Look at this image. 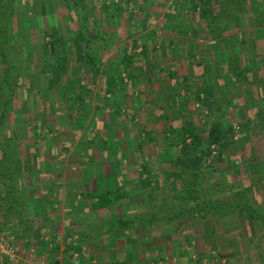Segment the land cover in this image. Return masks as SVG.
<instances>
[{"label": "crops", "instance_id": "0c3cea01", "mask_svg": "<svg viewBox=\"0 0 264 264\" xmlns=\"http://www.w3.org/2000/svg\"><path fill=\"white\" fill-rule=\"evenodd\" d=\"M134 2L144 16H134L130 24L142 22L148 29L141 48L130 35V24L118 26L115 11L91 7L102 18L92 49L83 44L98 61L95 78L84 75V89L77 87L87 92L85 111L78 114L71 110L74 103L65 101L63 90L74 88L73 78L68 81L70 68L60 81L52 74L50 110L42 104L36 111L51 114L44 124L59 131L58 138L25 135L26 120L19 111L24 103L33 106L31 98L37 104L41 89L35 88V75L28 90L24 79L18 82L17 113H9L5 123L16 132L0 137V235L7 232L14 238L17 260L0 255V264H193L185 248L190 239L183 241L170 229L122 230L119 221L142 211L144 193L170 170L164 162L166 148L175 140L171 127L194 123L186 117L191 101L187 95L225 87L233 76V62L241 63L238 76L245 72L249 25L243 32L239 23L235 31L240 37L229 36L233 32L215 37L213 22L202 20L200 9L194 21L196 12L185 2ZM119 73L127 76L124 85L114 88L116 96L104 95L105 83H114ZM113 98L120 112L108 101ZM135 124L139 127L131 126ZM112 147L116 154L108 156L106 150ZM113 189L120 195L132 189L134 196L144 194L143 199L132 200L127 193L109 208L97 209L98 196ZM194 223L186 229H194Z\"/></svg>", "mask_w": 264, "mask_h": 264}, {"label": "rangeland", "instance_id": "374dc122", "mask_svg": "<svg viewBox=\"0 0 264 264\" xmlns=\"http://www.w3.org/2000/svg\"><path fill=\"white\" fill-rule=\"evenodd\" d=\"M83 1V6L89 8V12L92 10L91 7L96 5L100 10L115 11L114 20H117L119 27V24L123 23L126 26L130 24L129 21L134 22V16L142 17L141 15H143L139 8H137L138 6L134 0ZM176 1L177 3L185 2L187 8L191 7L189 10L193 9L196 12L193 17L190 16L194 18V21L198 18L199 9H195V7L198 6L200 8V4H196L197 1ZM216 1L217 4L214 5L212 13L209 15V20L212 22L215 18L217 19L218 14L219 16L222 15V21L225 20L222 12L230 11L226 5H223L225 0ZM73 4V0H18L10 24L12 34L16 33V37H18V41L15 40L13 42L10 51L7 50L11 59H17L18 61L27 60V57H31L34 54L37 62L43 65V60L48 57L45 46L50 41L48 34L50 35L54 29H57L65 36V39L69 38L68 20L71 22L73 19L71 16H74V13L69 12V9ZM90 18L88 22L89 28L97 37V34L100 32L98 28L102 15L95 10L92 12ZM146 18L145 20L149 19ZM207 22L209 21L207 20ZM239 23H242L244 27L243 32L247 29L246 25H249L246 30L249 41L248 45L244 46L246 51L243 54L245 66L243 63L242 68L243 70L245 69V72L241 73V76H238L236 69L239 68L241 63L238 61L233 62L231 67L233 76L227 79V87L217 88L218 91L210 93L211 95L207 98L212 103L211 106H205L197 102L196 93L187 95L188 97L190 96L191 101L186 111V117L192 118L193 124L198 129L208 130L212 123L216 121H220L226 130L233 128L234 131L231 135L230 143L222 151V161L215 158L211 160V163L209 161V164L216 171H212V168L205 169L199 188L198 186L193 187L195 191L197 190L200 193L198 195L192 194V197L189 196L191 198H184L186 200H183V198L180 200L176 196V193L178 194V191L183 189L182 182L178 183L176 188L169 186L173 183L172 179L167 182L169 183L168 186L159 183L162 188L153 192L154 203L157 205H160L163 201L165 202V199H167L170 206L181 207L189 202L191 205H195L204 200L220 198L222 201H227L228 198L232 197L243 204L246 203L253 206L264 215V127H262V124H264V0H247L244 11L241 10L239 15L232 19L229 27L223 33L233 32L229 36L232 35L233 38H236V36L240 37V31L237 30V33L235 31L240 26ZM132 28L134 30H131L130 35L133 38L136 37L138 39L137 42H141L139 45L141 48L143 46L142 39L145 37V32H148V29L144 27L142 22L133 25ZM234 33L236 35H233ZM130 42L132 46L134 42ZM60 51H65V55L68 56V49L60 48ZM57 52L58 54L55 56L59 55L58 49ZM227 52L230 53V50H227ZM55 56H51L48 60L50 66L57 59ZM75 61L76 59L70 65V72L73 76L68 74V81L72 78L74 81L76 78L81 83L85 75L83 70L86 68L87 71L86 63ZM34 75L36 81L35 88L39 87L41 89L38 92L41 93L40 96H37L41 103L38 101L36 104L34 99L31 98L33 106L30 109L27 107V111L23 112L25 120H28V123L25 122L24 124L25 130L23 132L28 136L35 128L37 134L40 136L49 135L51 136L50 138H58L60 132L51 131L48 125L44 124L51 114L48 112L44 113L43 111L44 114L40 116L37 113L38 111H36L39 110V106L42 104L46 110H50L48 108L52 105V89H49V91L47 90L49 85L46 86L47 78L50 76L47 75V77L41 72ZM19 76V82L20 80L21 82L23 79L25 80V89L31 88L29 86L30 81L24 77V74H20ZM124 79H127V76ZM134 97L137 98L136 95ZM202 98L206 99L205 95ZM31 101L30 105H32ZM131 126L135 128L139 127L136 124ZM112 138L113 135L110 139ZM171 144L173 145L170 148H166L169 155L164 162V167L165 169L170 168L165 173L166 175L175 169L174 162L180 156L181 148L175 146L174 143ZM212 149L214 151L213 156H218L221 148L214 146ZM116 150L115 147H112L111 149H107L106 153L108 156H113L116 154ZM164 151L166 152L167 150ZM132 192V189L127 192L132 200L139 198L142 200L145 194L144 202L146 204L150 202V199L148 200V193L151 190L136 196ZM127 193L125 192V194ZM194 198H197V201ZM118 208L123 207L120 205ZM168 209L170 210L169 205ZM161 211L163 213L159 212V214H164L163 208H161ZM195 221L196 223L192 225L194 229H186L188 222L184 223L181 227H173L170 229L172 231H168L172 233L176 232L177 236H181L183 241L190 239L185 248L190 253L193 264H264V227L252 220L247 214L237 212L218 219L213 218L210 221H201V219H195ZM187 233H189V237ZM1 237L2 235H0V240ZM224 256H229V258H224Z\"/></svg>", "mask_w": 264, "mask_h": 264}, {"label": "trees", "instance_id": "16d2710c", "mask_svg": "<svg viewBox=\"0 0 264 264\" xmlns=\"http://www.w3.org/2000/svg\"><path fill=\"white\" fill-rule=\"evenodd\" d=\"M17 1L18 0H0V137L4 133L13 134L16 132L14 128H7L5 123L9 113H17L16 109L14 110V101L17 95V85L20 74H24V77L30 81L29 86L31 88L34 86L32 81L33 75L35 73L41 72L46 76L48 75L50 77L47 76L48 78L46 86L49 85L48 89H52V74H54L57 81L64 79V77L67 76L68 68H70V65L75 59L76 62L86 63L87 71L85 72V75L88 80H92L93 77L95 78L98 71V61H96V58L93 57L90 50L92 49L90 48L92 44L96 42L97 37L89 28L88 23L94 10L89 12V10H87V8L82 4V2H84L83 0H73L74 4L69 9V12L74 13V16H71L73 18L72 21L70 22L68 20L69 38L65 39V36L57 29H54L50 35L48 34L50 41L45 45L48 57L47 59L43 60V65L37 62L34 54H32L31 57L29 56L30 58L27 57V60H12L8 54V51H10L11 47L13 46V42L15 40L18 41V37H16V33L12 34L10 24ZM200 2L203 6H200V8L196 6L195 9H201L200 18L209 20V15L212 13L213 7L215 4H217V1L200 0ZM246 2L247 0L224 1L223 5H226L228 7L227 9H230V11L222 12L225 20L222 21V15L219 16L218 14L217 19L215 18L213 21L212 27L214 28L212 32L214 33L215 37H220L223 34V31L229 27L232 19L238 16L241 10L244 11ZM66 43L69 44L66 45ZM84 43L86 44V49L90 48L89 51H85L83 45ZM60 48L68 49V56L65 55V51L61 52ZM57 49L59 51V55L55 56L58 54ZM51 56L57 57L55 60L56 63L52 62V66H50L48 62ZM122 65L125 66L124 68L126 70L128 69V64L125 65L122 62ZM123 82L124 80L121 78L119 73L117 78H115L114 83L113 80H111V83H105L106 88L104 95L109 94L112 97L114 95L116 96L114 88L120 85L123 86ZM73 84V90H67L66 92L63 90V93L66 95L65 97L68 96L65 101L74 103V105L71 106V110L79 114L81 111H85L87 108L84 104V99L87 92L77 90V87H79L81 84L76 78ZM81 89L83 90L84 87L82 86ZM203 95H205L206 99L202 98ZM210 95V91L206 89H199L198 92H196V101L202 103L205 106H211L212 103L207 100ZM113 99L108 101H114L116 112H120L121 105L119 101ZM24 105V108L20 109L21 111H19L20 114H23V112H26L28 109L26 103H24ZM26 123H28V120H26ZM262 125V127H264V124ZM50 128L51 127H49V129ZM33 130L34 131L32 133L37 137L38 134L35 128ZM171 131L174 133L175 137L173 143L175 146L181 148L180 156L174 162L175 169L171 170L167 175L162 174V178L154 181L155 185L149 189L151 192L148 193V200L150 199V202H148V204L143 202L141 205L142 207L140 206L143 210L140 212L138 211V214H135L131 217L127 216L122 218L119 221L120 228L122 230L134 228L138 231L144 229H149L152 231H160L164 229L168 230L177 226L181 227L184 223H188L195 219L210 221L213 218L218 219L224 216L233 215L237 212H243L244 214H247L250 218H252V220L264 227L263 214L257 211L253 206L246 203L243 204L241 201H238L235 198L233 199L232 197L228 198L227 201H222L220 198L214 200H204L203 202H198L195 205H191L189 202L181 207H176L175 205L170 206V204L167 202V199H165L166 201H163L160 205L154 203L155 199H153V192L162 188L160 184H165L168 186L169 183L167 182L170 179H172L173 183L169 186H174L175 188L178 183L182 182L181 184L183 185V189L178 191V194L176 193V196L180 200L181 198L186 200L184 198L189 197L192 194L198 195L200 192L197 190L195 191L193 187L198 186L199 188V184L203 180V171L205 169L212 168V171H216L214 167L209 164V161L211 163V160L214 158L222 161V151L229 145L232 137L231 135L234 130L233 128L226 130L223 128L220 121H216L212 123L208 130H200L193 123H186L171 127ZM42 138H46V135ZM171 145L173 144H168L169 147H171ZM214 146L221 148L218 156H213L214 151L212 147ZM9 158L11 163V157ZM149 190L147 192H149ZM124 195L125 194L120 195L118 189L104 191L100 196H98V203L95 207L101 210L107 209L123 199ZM179 199L177 200L179 201ZM194 199L196 200L197 198ZM168 205L170 210L168 209ZM161 208H163L164 214H159V212L163 213ZM224 258H229V256H224Z\"/></svg>", "mask_w": 264, "mask_h": 264}, {"label": "built area", "instance_id": "2783aa9c", "mask_svg": "<svg viewBox=\"0 0 264 264\" xmlns=\"http://www.w3.org/2000/svg\"><path fill=\"white\" fill-rule=\"evenodd\" d=\"M189 2H195L198 0H186ZM0 253L3 258H9L17 260V249L15 247L14 238L9 233L4 232L0 240Z\"/></svg>", "mask_w": 264, "mask_h": 264}]
</instances>
